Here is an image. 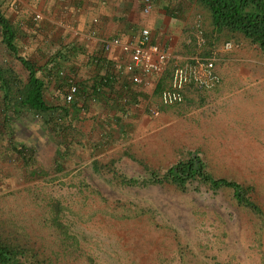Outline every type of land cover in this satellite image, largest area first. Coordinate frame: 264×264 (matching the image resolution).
Instances as JSON below:
<instances>
[{"label": "rangeland", "instance_id": "obj_1", "mask_svg": "<svg viewBox=\"0 0 264 264\" xmlns=\"http://www.w3.org/2000/svg\"><path fill=\"white\" fill-rule=\"evenodd\" d=\"M162 1L183 17L191 54L214 56L220 80L146 120L93 125L63 107L19 105L28 72L5 59L16 127L0 140V227L17 228L42 264H264V48L213 30L199 0ZM156 85L147 106L158 105ZM195 154L261 213L199 177L152 180Z\"/></svg>", "mask_w": 264, "mask_h": 264}, {"label": "crops", "instance_id": "obj_2", "mask_svg": "<svg viewBox=\"0 0 264 264\" xmlns=\"http://www.w3.org/2000/svg\"><path fill=\"white\" fill-rule=\"evenodd\" d=\"M142 6L143 0H0L1 14L13 27L18 24L14 38L17 53L30 60L45 81L43 95L49 110L59 112L63 107L69 115L90 116L93 125L118 122L120 126L123 118L146 120L152 116L147 103L160 77L154 76L147 86L132 82L117 66L127 60V53L121 44L105 48L106 39L117 36L121 42L134 41L147 26L151 40L171 52L175 60L191 54V39H184L182 16L169 13L162 0H153L149 12ZM0 41L1 140L16 127V112L8 101L16 80L2 73L7 72L6 57L16 60V55L2 42L1 26ZM103 77L106 80L98 88ZM69 79L78 84L71 101L64 98ZM192 89L196 90L187 92Z\"/></svg>", "mask_w": 264, "mask_h": 264}, {"label": "trees", "instance_id": "obj_3", "mask_svg": "<svg viewBox=\"0 0 264 264\" xmlns=\"http://www.w3.org/2000/svg\"><path fill=\"white\" fill-rule=\"evenodd\" d=\"M199 1L204 4L209 11L210 23L213 30L218 31L224 28L233 32H240L246 38L258 43L264 48V0ZM0 26L2 42L16 55V58L28 72L26 81L23 82L22 86L18 89V100L16 103L35 111L49 110L51 106L47 103L43 95L46 86L43 77L37 73L34 64L30 60L17 53L14 38L15 34L18 32V24H16V27H13L0 11ZM192 46L194 47L193 43ZM172 64L173 62L170 61L158 79L156 85L158 95L160 90L169 84ZM94 85H96V82ZM9 87L11 88V86ZM10 93L11 92L8 94ZM187 94L188 92L185 94V97L188 96ZM13 95L16 97L15 91ZM158 105L157 106L160 107V105L163 106L165 104H162L158 99ZM193 177H199L209 182L214 187H230L233 197L239 203L261 213L259 204L246 194V189L240 182L235 179L213 176L205 169L202 158L196 154L189 156V158L185 160L176 161L167 167L160 177L154 174L152 180L160 181L161 179H170L177 184L183 185L188 179ZM33 250L36 251L35 245L28 244L27 240L22 242L20 236H18L17 228L13 233L10 229L0 227V264H42L40 259L34 257V253L36 252Z\"/></svg>", "mask_w": 264, "mask_h": 264}, {"label": "built area", "instance_id": "obj_4", "mask_svg": "<svg viewBox=\"0 0 264 264\" xmlns=\"http://www.w3.org/2000/svg\"><path fill=\"white\" fill-rule=\"evenodd\" d=\"M153 0H143L142 9L149 12L152 9ZM36 18L39 15L35 16ZM202 31L198 30V41H203ZM121 44L123 51L127 53V60L123 64H117L122 72L128 74L132 82L147 86L153 81V77L161 75L174 56L160 44L151 40L150 29L144 26L140 29L134 41L121 42L119 37L114 36L106 39L105 48ZM226 43V47H229ZM213 55L190 54L182 60L173 61L169 84L159 92L158 99L162 104L170 105L184 100L187 90L195 88L199 90L210 89L220 80L215 68ZM97 85L101 88L106 78H101ZM78 90V84L69 79L64 98L71 101ZM148 111L152 115L159 113L157 105H148Z\"/></svg>", "mask_w": 264, "mask_h": 264}]
</instances>
